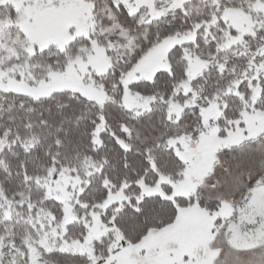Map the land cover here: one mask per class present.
I'll list each match as a JSON object with an SVG mask.
<instances>
[{"label":"snow or ice","instance_id":"snow-or-ice-1","mask_svg":"<svg viewBox=\"0 0 264 264\" xmlns=\"http://www.w3.org/2000/svg\"><path fill=\"white\" fill-rule=\"evenodd\" d=\"M0 264H264V0H0Z\"/></svg>","mask_w":264,"mask_h":264}]
</instances>
